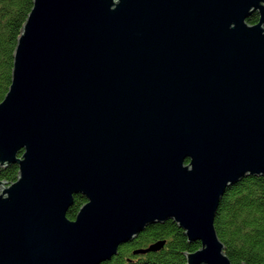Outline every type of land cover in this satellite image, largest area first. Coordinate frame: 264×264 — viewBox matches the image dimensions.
<instances>
[{"label": "water", "instance_id": "95a60500", "mask_svg": "<svg viewBox=\"0 0 264 264\" xmlns=\"http://www.w3.org/2000/svg\"><path fill=\"white\" fill-rule=\"evenodd\" d=\"M12 164L0 264H101L168 220L200 243L185 264H232L214 220L264 176V0H32L0 102Z\"/></svg>", "mask_w": 264, "mask_h": 264}, {"label": "trees", "instance_id": "16d2710c", "mask_svg": "<svg viewBox=\"0 0 264 264\" xmlns=\"http://www.w3.org/2000/svg\"><path fill=\"white\" fill-rule=\"evenodd\" d=\"M31 8L32 0H0V102L11 83L13 52ZM258 19L253 13L247 22L256 24ZM17 174L16 164L1 168L0 181L11 184ZM85 202L84 196L75 195L66 217L74 220ZM214 227L232 264H264V176L245 177L226 188ZM159 240L165 241L161 250L134 254ZM199 247V242L188 243L183 230L168 220L147 226L137 238L121 245L111 260L101 264H185L183 253Z\"/></svg>", "mask_w": 264, "mask_h": 264}, {"label": "bare ground", "instance_id": "6f19581e", "mask_svg": "<svg viewBox=\"0 0 264 264\" xmlns=\"http://www.w3.org/2000/svg\"><path fill=\"white\" fill-rule=\"evenodd\" d=\"M161 224V223H160ZM114 257V256H113Z\"/></svg>", "mask_w": 264, "mask_h": 264}, {"label": "rangeland", "instance_id": "374dc122", "mask_svg": "<svg viewBox=\"0 0 264 264\" xmlns=\"http://www.w3.org/2000/svg\"><path fill=\"white\" fill-rule=\"evenodd\" d=\"M118 252V251H117Z\"/></svg>", "mask_w": 264, "mask_h": 264}]
</instances>
